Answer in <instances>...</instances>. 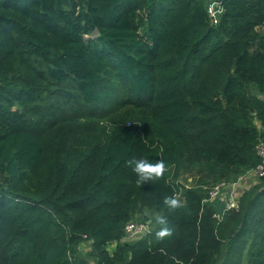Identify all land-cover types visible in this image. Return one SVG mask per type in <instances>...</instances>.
I'll return each mask as SVG.
<instances>
[{"label":"trees","instance_id":"16d2710c","mask_svg":"<svg viewBox=\"0 0 264 264\" xmlns=\"http://www.w3.org/2000/svg\"><path fill=\"white\" fill-rule=\"evenodd\" d=\"M263 24L264 0H0V264H264V176L220 219L209 194L261 162ZM133 157L167 171L139 187Z\"/></svg>","mask_w":264,"mask_h":264},{"label":"clouds","instance_id":"9594fccd","mask_svg":"<svg viewBox=\"0 0 264 264\" xmlns=\"http://www.w3.org/2000/svg\"><path fill=\"white\" fill-rule=\"evenodd\" d=\"M126 165L136 174V185L141 186L148 184L150 182H156L163 178L165 172L167 171V166L163 159H160L156 162H150L145 158H136L133 157L126 161ZM163 205L170 211L174 212L175 210L183 207L184 205L175 197L165 195L163 197ZM154 222L160 227L155 232V236L158 240H163L165 238L171 237L174 232V228L171 227L168 223V220L165 216L156 215L154 217ZM175 259V258H173ZM176 264H182L181 261L176 260Z\"/></svg>","mask_w":264,"mask_h":264},{"label":"rangeland","instance_id":"374dc122","mask_svg":"<svg viewBox=\"0 0 264 264\" xmlns=\"http://www.w3.org/2000/svg\"><path fill=\"white\" fill-rule=\"evenodd\" d=\"M217 4L212 3L208 6V10L211 13L212 17L216 18L217 14V9H216ZM257 30L261 33V35L264 37V24L261 25L260 27L257 28ZM244 179L240 180L237 182V186L235 189V192L242 194L245 190L249 189L253 184H256V182L258 181L259 177L255 174V172H250L249 174L243 175ZM241 176V177H243ZM201 178V175L198 174V171H191L186 173L183 178H181L182 182H184L185 184H187L188 186H196L198 184V180ZM188 179V181H187ZM237 181V180H236ZM234 181V182H236ZM232 182V184L234 183ZM211 183V182H210ZM231 197V189H227L221 192V194L216 197L213 198L212 200H210V203L213 204L216 208H217V216L218 217H222L223 213L227 210V203H228V199H230ZM180 202H183V197L179 196L178 197ZM233 200L236 201L237 205H238V201H237V197H233ZM225 210V211H224ZM149 224V222H147ZM123 242L127 241V240H122ZM116 246V244H111L108 246V250L110 252L113 251L114 247ZM79 251L81 253L82 256L84 257H88L90 252L92 251V245L90 242H84L80 244V248Z\"/></svg>","mask_w":264,"mask_h":264},{"label":"built area","instance_id":"2783aa9c","mask_svg":"<svg viewBox=\"0 0 264 264\" xmlns=\"http://www.w3.org/2000/svg\"><path fill=\"white\" fill-rule=\"evenodd\" d=\"M256 152H257L258 156L261 158V162L253 172H255V174L260 178V177L264 176V140L259 143V145L256 148ZM249 173L250 172H248L247 174H249ZM243 179H244V176L239 177L238 180L236 182H234L233 184L222 182V183L216 185L215 187H213L210 190V193H209L210 194V200L218 197L222 191L227 190V189H231V197H230V199H228L227 209L236 208L237 203L235 200H233V197L236 196L237 201L239 200V197L241 194L238 195L237 192H235V189L237 186V182L240 180H243ZM215 216L220 219V217H218L217 214ZM147 232L149 233V226L147 224L132 221L126 225V229H125L126 237H125V239L132 240V239H135V238H137V237H139V236H141Z\"/></svg>","mask_w":264,"mask_h":264},{"label":"crops","instance_id":"0c3cea01","mask_svg":"<svg viewBox=\"0 0 264 264\" xmlns=\"http://www.w3.org/2000/svg\"><path fill=\"white\" fill-rule=\"evenodd\" d=\"M239 195V193H237Z\"/></svg>","mask_w":264,"mask_h":264}]
</instances>
